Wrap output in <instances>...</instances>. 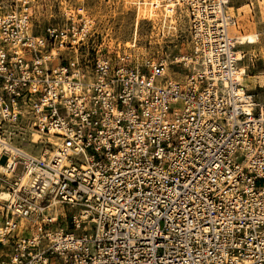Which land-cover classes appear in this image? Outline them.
Wrapping results in <instances>:
<instances>
[{
	"label": "built area",
	"instance_id": "2783aa9c",
	"mask_svg": "<svg viewBox=\"0 0 264 264\" xmlns=\"http://www.w3.org/2000/svg\"><path fill=\"white\" fill-rule=\"evenodd\" d=\"M231 1L157 0L175 55L84 60L82 13L38 35L33 0L0 6V264H264V104Z\"/></svg>",
	"mask_w": 264,
	"mask_h": 264
},
{
	"label": "rangeland",
	"instance_id": "374dc122",
	"mask_svg": "<svg viewBox=\"0 0 264 264\" xmlns=\"http://www.w3.org/2000/svg\"><path fill=\"white\" fill-rule=\"evenodd\" d=\"M10 5L12 0H0L3 9ZM229 6V12L238 23L234 29L236 35H258L257 43L240 47L245 55L240 67L246 68L247 73L241 82L248 90H253L259 103H264V0H232ZM66 13L74 18L76 26L82 23V13L97 32L96 36L86 40L87 47L79 48L83 60L94 55V45H101L103 52H109L113 48L123 50L135 44L136 54L145 57H169L177 54L181 47L183 36L176 40V36H166L167 31L164 36L161 34L155 20L159 8L149 0H33L35 34L44 35L48 25L59 30L69 29ZM62 54L66 56L72 52L67 49ZM27 136L33 137L30 133ZM40 143L33 148L24 143V147L38 153Z\"/></svg>",
	"mask_w": 264,
	"mask_h": 264
},
{
	"label": "bare ground",
	"instance_id": "6f19581e",
	"mask_svg": "<svg viewBox=\"0 0 264 264\" xmlns=\"http://www.w3.org/2000/svg\"><path fill=\"white\" fill-rule=\"evenodd\" d=\"M147 1H148V0H147ZM149 1H151L152 5H156V3H157V0H149ZM156 9H157V8H156ZM157 13H158V12H157ZM158 16H159V14L157 15V17H158ZM157 17H156V18H157ZM236 28H237V27H236ZM237 39H238V41H239L242 45L255 44V43L258 42V35H257V34H254V33H247V34H243V33H241V34H239V35L237 36ZM238 57H240V53H238ZM244 57H245V56H244ZM244 57L242 58V60L244 59ZM242 60H241V61H242ZM245 69H246V68H244V67H240L239 70H238V73H239V79H240V80H241V78H243L242 74H243L244 72H246ZM241 83H242V82H241ZM243 86H244V85H243ZM250 86H251V85H250ZM240 92H241V93L246 92V89H244V88H240ZM261 104L263 105L264 103H261ZM30 134L33 135V137L30 138V142L33 143V146H35L36 143L39 142V141H41V140L43 139V137H44V135L40 134L39 132H37L36 130L31 129V128H30ZM47 137H48L47 140H49L51 143L56 142V138H54L53 136L48 135ZM22 149H23V150H26L25 148H22Z\"/></svg>",
	"mask_w": 264,
	"mask_h": 264
}]
</instances>
